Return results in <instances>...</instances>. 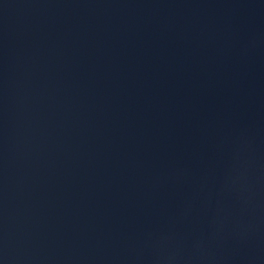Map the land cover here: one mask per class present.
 Masks as SVG:
<instances>
[{"label": "water", "instance_id": "obj_1", "mask_svg": "<svg viewBox=\"0 0 264 264\" xmlns=\"http://www.w3.org/2000/svg\"><path fill=\"white\" fill-rule=\"evenodd\" d=\"M0 264H264V0H0Z\"/></svg>", "mask_w": 264, "mask_h": 264}]
</instances>
